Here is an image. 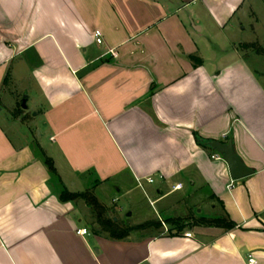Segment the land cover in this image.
<instances>
[{
  "label": "crops",
  "instance_id": "1",
  "mask_svg": "<svg viewBox=\"0 0 264 264\" xmlns=\"http://www.w3.org/2000/svg\"><path fill=\"white\" fill-rule=\"evenodd\" d=\"M263 8L0 0V264H264ZM228 141L244 179L212 158ZM111 188L142 190L176 230L111 240L83 200H59L109 209ZM220 218L233 227L200 223Z\"/></svg>",
  "mask_w": 264,
  "mask_h": 264
},
{
  "label": "rangeland",
  "instance_id": "2",
  "mask_svg": "<svg viewBox=\"0 0 264 264\" xmlns=\"http://www.w3.org/2000/svg\"><path fill=\"white\" fill-rule=\"evenodd\" d=\"M258 16L260 20L258 22L259 24L257 25L256 32L258 33L260 41L261 43H263L262 46L264 47V8L262 11H259ZM248 23V20H244L242 24V27H245L246 29L244 35L246 36L247 40L251 38ZM252 47L257 49L256 46ZM125 191L126 190L122 189L121 192H117L116 188H111L105 198L103 197V200H101L103 203H105L106 207L109 208L107 209L108 217L115 218L121 225L126 228H135L151 222H158L161 226L160 228L150 227L134 230L130 233L129 238L135 239L142 234H158L160 232L170 233L171 230H176L175 228L169 227V224H166V221L161 220L156 216V207L150 204V197L144 196L142 190H136L130 193L128 197H123L122 195ZM113 199L115 200L113 201ZM88 219L92 225V229L100 232V228L98 227V225H96L92 212L90 213ZM179 225L181 226V224Z\"/></svg>",
  "mask_w": 264,
  "mask_h": 264
},
{
  "label": "trees",
  "instance_id": "3",
  "mask_svg": "<svg viewBox=\"0 0 264 264\" xmlns=\"http://www.w3.org/2000/svg\"><path fill=\"white\" fill-rule=\"evenodd\" d=\"M257 53L264 54L262 51L257 50ZM6 80V79H5ZM45 165L49 173L53 176H57L56 170L53 166L51 159L45 158ZM83 200L85 204L91 209L94 221L96 225L100 228L99 234L103 233L111 240L121 241L129 237L130 233L134 230L143 228H160V223L151 222L146 225L138 226L135 228H126L121 225L115 218L108 217V210L99 203L97 198L91 192H85L81 194H71L64 190L59 197L61 202H68L74 200ZM200 223L205 225H216L219 227L232 228L233 224L228 222L226 219H216V220H200Z\"/></svg>",
  "mask_w": 264,
  "mask_h": 264
},
{
  "label": "water",
  "instance_id": "4",
  "mask_svg": "<svg viewBox=\"0 0 264 264\" xmlns=\"http://www.w3.org/2000/svg\"><path fill=\"white\" fill-rule=\"evenodd\" d=\"M22 108H26L24 102L22 103ZM209 147L222 156V159L228 166L230 178L233 181L244 179L253 173L235 154L232 141H228L227 143L211 142Z\"/></svg>",
  "mask_w": 264,
  "mask_h": 264
},
{
  "label": "built area",
  "instance_id": "5",
  "mask_svg": "<svg viewBox=\"0 0 264 264\" xmlns=\"http://www.w3.org/2000/svg\"><path fill=\"white\" fill-rule=\"evenodd\" d=\"M94 38H95V42L96 44L100 45L102 43V35H101V32L99 30H96L94 32ZM109 53L116 57V53L113 51V50H110ZM213 159H219L220 158V155H215L212 157ZM148 182L149 183H152V179H148ZM232 184H230L228 187L231 188ZM177 188H180V186H177ZM77 234L83 236V235H86L87 234V230L86 229H81V230H78L77 231ZM185 237L187 238H190L191 237V234L190 233H185L184 234ZM247 264H257V261L253 258V256L251 254H249L247 256Z\"/></svg>",
  "mask_w": 264,
  "mask_h": 264
}]
</instances>
